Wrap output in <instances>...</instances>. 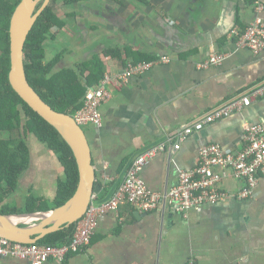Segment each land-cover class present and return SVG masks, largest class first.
<instances>
[{"label":"crops","instance_id":"1","mask_svg":"<svg viewBox=\"0 0 264 264\" xmlns=\"http://www.w3.org/2000/svg\"><path fill=\"white\" fill-rule=\"evenodd\" d=\"M63 8L64 26L45 41V49L49 42L52 47L49 54L46 49L47 56L61 53L58 69L78 72L81 64L96 57L103 75L114 74L143 55L153 57L149 60L170 57L114 88L99 108L101 124L85 125L95 171L94 202L108 200L133 159L152 146L166 143L141 175L149 188L166 192L181 169L196 164L202 144L239 150L244 125L264 120V95H252L264 82V49L253 53L240 48L219 65L196 66L212 53L233 50L232 31H242L255 16L252 0H83ZM260 14L264 16V9ZM110 48L119 55L106 53ZM244 94H251L247 107L206 124L173 148L182 126ZM28 146V167L4 201L17 207L24 206L30 194L44 199L35 193L47 188L42 194L52 203L57 180L64 176L46 144L35 140ZM221 187L232 195L241 182L228 178ZM138 212L122 205L106 213L84 250L70 252L62 263L45 264H264V175L252 198L229 196L185 213L162 202L155 210ZM0 264L26 261L0 256Z\"/></svg>","mask_w":264,"mask_h":264},{"label":"built area","instance_id":"2","mask_svg":"<svg viewBox=\"0 0 264 264\" xmlns=\"http://www.w3.org/2000/svg\"><path fill=\"white\" fill-rule=\"evenodd\" d=\"M254 18L242 31L233 30L234 48L227 52H216L196 64L198 68L216 66L240 48H248L253 53L264 49V9L263 0H252ZM170 57L162 55L155 60L127 61L117 73L107 74L98 83L87 89L80 108L71 116L81 125L101 124L100 106L110 97L114 88H119L131 76L145 73L156 63H167ZM252 95H264L262 82ZM251 94H244L212 109L192 124L182 126L176 136L173 148L178 149L180 142L189 134L200 130L206 124L229 116L247 107ZM243 146L236 151L223 149L218 143H204L199 147L198 160L190 169H181L176 182L166 191L149 188L141 170L158 152L164 151L166 143L161 142L148 148L133 159L122 182L112 196L101 203L94 202L92 194L83 216L75 222V229L69 242L60 245L45 243H21L0 237V256L26 261V264H45L48 260L62 263L70 252L84 250L95 233L98 221L108 212L117 211L122 205H131L139 212H149L165 202L172 210L179 213L205 204H217L229 196L236 199L252 198L260 176L264 175V120L244 125ZM232 178L241 182L236 194H229L221 187V182ZM187 264H194L190 260Z\"/></svg>","mask_w":264,"mask_h":264},{"label":"trees","instance_id":"3","mask_svg":"<svg viewBox=\"0 0 264 264\" xmlns=\"http://www.w3.org/2000/svg\"><path fill=\"white\" fill-rule=\"evenodd\" d=\"M19 1L0 0V133L7 135L0 137V213L3 214L46 211L60 206L72 196L78 183V170L70 147L51 124L22 100L8 81L9 25L12 12ZM80 1L83 0H50L33 24L24 44V71L29 84L53 109L69 114L81 107L88 86L103 77L104 69L96 57L81 64L78 72L73 68L58 69L57 62L61 53L47 56L45 41L54 39L65 24V20L51 4H60L62 7ZM41 3H37L36 9ZM65 14L73 15L72 12ZM55 27L58 30L54 33L52 29ZM119 52L118 49L111 48L106 51L113 55H119ZM151 58L153 57L140 56V60ZM85 71L87 74L84 77ZM29 134L46 144L63 166L64 176L57 180L55 196L50 206L41 197L32 194L26 196L22 207L4 202L15 192L21 174L28 167L30 152L26 138ZM74 229L75 223L48 233L37 242L51 245L67 243Z\"/></svg>","mask_w":264,"mask_h":264},{"label":"water","instance_id":"4","mask_svg":"<svg viewBox=\"0 0 264 264\" xmlns=\"http://www.w3.org/2000/svg\"><path fill=\"white\" fill-rule=\"evenodd\" d=\"M40 1L42 3L36 9ZM49 2L50 0H20L15 6L9 25L8 81L22 100L51 124L70 147L78 170V183L71 197L62 205L50 210L19 214L0 213V237L21 243L36 242L46 234L69 226L81 218L90 202L95 181V171L85 131L75 122L71 114L56 111L47 104L29 84L25 75L24 44L33 24ZM14 215H31V219L12 223L10 217Z\"/></svg>","mask_w":264,"mask_h":264},{"label":"rangeland","instance_id":"5","mask_svg":"<svg viewBox=\"0 0 264 264\" xmlns=\"http://www.w3.org/2000/svg\"><path fill=\"white\" fill-rule=\"evenodd\" d=\"M52 5V8L53 9H55L56 11H57V13H58V15L59 16H63V14H64V12H63V6L61 7L60 6V4H51ZM51 43L49 42L48 43V45H47V47H46V49H47V53L49 54L50 53V51L52 50V47H51V45H50ZM81 128L85 131L86 129H87V127L85 126V125H81ZM7 135H6V133H0V137H6ZM36 140V138L34 137V135H32V134H29L28 136H27V138H26V141H27V143H30V142H33V141H35ZM41 193H35V194H37V195H43V196H45V197H47V198H49V196L46 194H42V192H49V190H48V188L46 189V191H40ZM45 197H44V199L43 200H45V202H47V205L48 206H50V205H52V203H50L47 199H45ZM50 199V198H49ZM12 205H14V206H17V203H14V204H12Z\"/></svg>","mask_w":264,"mask_h":264},{"label":"bare ground","instance_id":"6","mask_svg":"<svg viewBox=\"0 0 264 264\" xmlns=\"http://www.w3.org/2000/svg\"><path fill=\"white\" fill-rule=\"evenodd\" d=\"M31 219V215H14L10 217L12 223H17L19 221H28Z\"/></svg>","mask_w":264,"mask_h":264}]
</instances>
